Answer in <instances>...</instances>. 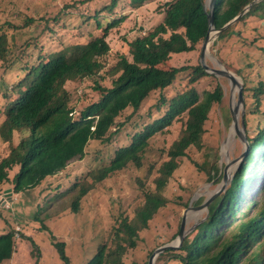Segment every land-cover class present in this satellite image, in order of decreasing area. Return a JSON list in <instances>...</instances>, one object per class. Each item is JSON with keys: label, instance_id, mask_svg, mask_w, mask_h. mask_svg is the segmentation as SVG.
Segmentation results:
<instances>
[{"label": "trees", "instance_id": "16d2710c", "mask_svg": "<svg viewBox=\"0 0 264 264\" xmlns=\"http://www.w3.org/2000/svg\"><path fill=\"white\" fill-rule=\"evenodd\" d=\"M121 1L124 5L120 6ZM156 1L69 0L54 15L26 18L22 26L12 22L0 26V66L11 73L19 67L16 77L1 94L0 141L5 144V154L0 150V188L6 186L18 195L39 187L71 162L83 160L91 141L112 143L120 127H125L133 115L137 116L139 121L131 124L133 133L129 144L116 150L108 164L91 171L80 181L83 184L73 186L76 194L72 210L77 212L81 200L109 177L130 166L141 169L151 140L156 135L169 134L177 126L172 143L160 150L163 162L153 180L154 187L144 191L132 219H119L107 241L86 264H125L127 251L137 247L139 233L170 203L165 192L182 160L190 159L193 149L203 153V162L194 163L205 175V181L218 184L222 179L219 148L202 143L213 107L224 105L221 83L213 91L198 92L202 79L214 77L202 67L200 56L196 61L188 58L182 66L170 65L172 59L202 51L209 29L206 0H160L157 4ZM255 1L217 0L213 14L215 29H222ZM153 3L156 4L154 18L146 28L139 24L135 29L138 12ZM119 7L129 12L103 26L101 19L116 14ZM71 8L84 10L80 15L81 25L74 27L76 31L94 22L100 36L80 35L73 41L59 33L67 27L66 17ZM128 20L135 22V27L123 38L126 50L110 65L108 37L113 29ZM263 22L264 0L252 5L217 38L218 42L232 39L230 44L235 43L240 51L252 49L257 53L245 65L233 66L222 56L228 45L222 52L217 50L219 60L243 82L246 108L243 124L248 153L224 194L208 205L206 219L196 224L180 249L163 252L155 264H264V181L255 194L249 195L251 186L264 173ZM33 27L40 28L39 34L24 39L21 31ZM236 29L238 32L233 38ZM130 33L132 36L127 39ZM54 42L59 43V48L46 52L45 47ZM254 73L259 78L256 84L252 82ZM181 76H186L188 82L173 93ZM107 79L109 84L105 85ZM83 82L93 83L97 98L77 114L68 84L79 86ZM155 93L158 100L143 114V106ZM250 101L254 103L252 112ZM130 110L132 114L111 133L117 120ZM253 115L259 116L261 122L250 133L249 118ZM178 201L181 206H188L181 198ZM17 236L13 229L0 234V264L12 258ZM52 244L60 261L72 264L65 242ZM36 264H40L38 259Z\"/></svg>", "mask_w": 264, "mask_h": 264}, {"label": "rangeland", "instance_id": "374dc122", "mask_svg": "<svg viewBox=\"0 0 264 264\" xmlns=\"http://www.w3.org/2000/svg\"><path fill=\"white\" fill-rule=\"evenodd\" d=\"M67 1L69 0H0V26L7 22L22 26L26 18L39 19L43 15H54ZM159 1L157 0L155 3L157 4ZM155 3L147 5L142 11L138 12L137 20L135 21L137 22V28L135 29H138L139 24L145 28L148 26V22L155 15L153 12ZM122 4L124 5L123 1H121L120 6ZM92 10H89V12ZM83 11L82 9H69V15L66 17L67 27L61 29L59 33L73 41L79 38L80 35L90 34L92 38L100 36V31L96 28L94 22L81 27L79 31L74 29V27L81 25L82 19L80 15ZM127 12H129V9L120 10L119 7L116 14L101 19L103 26H106L107 23L114 19H119ZM135 22L128 20L111 31L108 37L111 47V55L108 58L110 65H114L119 59L117 57L119 53L125 52L123 38L131 28L135 27ZM262 24L264 26V22ZM40 31L39 27H33L21 31V35L26 39L36 36ZM237 32V29L234 30L233 38ZM131 36L132 34L130 33L127 39H130ZM231 41L232 39L220 42L217 40L211 41L206 51L205 63L209 62L212 65L209 67L219 69V65H221L228 69L218 58V51H221L227 45L225 47L227 50L223 51L222 56L225 62L233 66L245 65L249 59L257 55L252 49L240 51L235 43L230 44ZM215 42H218L217 45L212 47ZM58 46L59 43L57 42L50 43L45 47V51L52 52L58 49ZM199 56H201V51L197 50L188 57L182 56L177 58L178 60L172 59L170 65L182 66L188 58L196 61ZM18 68L11 73L10 70L5 72L0 66V105L3 102L1 94L6 85H10L16 77ZM231 72L235 74L233 71ZM213 76L202 79L197 86V90L200 94H203L205 91H213L216 84L221 83L224 91V105H215L213 107L202 139L204 146L219 148L218 161L223 170L221 172L222 179L218 184L205 181V175L200 172L194 163V161L203 162V153L193 149L190 159L186 157L182 160L180 168L174 173L173 179L165 192V197L170 200V203L155 215L146 230L139 233L140 240L137 247L134 250L127 251V255L124 258L125 264H148L151 252L153 253L162 246L174 243L173 241L178 236L183 218H185L187 235L198 222L205 220L208 215V207L199 211H191L190 208H197L208 199H212V203L220 198L248 153L249 145L246 146L238 138V134L232 127V115L230 114V119L226 109L227 107L231 113L233 98L236 100L237 90L235 89L236 92L233 93L230 81L226 78ZM261 77L264 79V71L261 73ZM253 78L252 82L256 84L259 81L256 73L253 74ZM187 82L188 78L181 76L173 90L170 89L167 92L172 90L174 93L177 89L185 87ZM92 84V82H83L79 86L77 84H68V89L72 90V106L77 114L91 100L97 98V94L92 90ZM104 84L108 85L109 79ZM157 100L158 93H155L143 106L142 113L144 114L146 110L150 109ZM253 106V102L249 103L251 112L254 110ZM130 113L132 114V110L117 120V126L112 129L111 133L119 128L120 123L124 122ZM245 113L244 101L243 106L239 108L238 114V125L239 130L243 132L242 137L246 136V128L243 124ZM134 116H132L125 127H120L118 132L113 135L112 143L91 141L86 149V157L83 160L71 162L64 171L55 177L46 179L39 187L21 192L18 195L14 194L12 189L6 186L4 189L0 188V234L13 229L21 236H17L16 250L12 258L2 264H36L37 259L40 264H63L52 244L56 241L65 242L66 252L72 264H86L94 256L99 246L107 241L113 228L118 225L119 219L122 217L132 219L134 217L137 203L143 198L144 191L154 187L153 180L157 176V171L163 162V155L160 150L167 149L172 143L177 135V126L170 129L169 134L156 135L151 140L141 169L130 166L124 171L115 173L96 186L92 192L81 200L77 212L72 210V203L76 194L73 186L82 181L83 178H86L91 171L108 164L116 150L129 144L130 136L133 133L131 124L139 121L138 117ZM260 122L261 118L259 116L253 115L249 118L250 133L257 128ZM243 126L245 130H243ZM232 130L234 131V137L229 148L225 150L224 144ZM15 141L18 142L19 140L16 138ZM0 150L1 152L3 151L2 154H5V144L1 141ZM230 161H235V164L229 168L230 178L224 186L222 183L223 172L226 163ZM262 170L260 174L264 172ZM12 175L13 172L11 173ZM263 181L264 173L258 183L251 186L252 190H250L249 195L255 194L258 188L262 186ZM80 184H83V182L78 185ZM7 190H10V192ZM59 194H61L59 197H55ZM178 198H181L183 203H188V206H181ZM201 199H204L203 203L197 205ZM176 233L177 236L174 238ZM36 250H38L39 256H36Z\"/></svg>", "mask_w": 264, "mask_h": 264}, {"label": "water", "instance_id": "95a60500", "mask_svg": "<svg viewBox=\"0 0 264 264\" xmlns=\"http://www.w3.org/2000/svg\"><path fill=\"white\" fill-rule=\"evenodd\" d=\"M216 1L217 0H206V2H205V7L209 11V14H208L209 29H208L206 38L204 39L203 44H202L200 63L202 65V67L206 70V72H208L209 74H212V75H215L218 77H222V78H226L227 80H229L232 91L235 89L237 90L236 106H235V108L233 107V109H231V115H232V120H233L232 127L235 130V132L238 134V138L242 142H244L246 144V146H248L247 138H246V136L242 137L243 132H241L239 130V125H238L239 108H241L243 106V103H244L243 83H242L241 79L224 67H223V69L222 68L218 69V68H214V67H209L205 63L206 62V60H205L206 59V51L208 50L209 45H210L209 37H210L211 32H218V34H221L222 32H224L228 28L229 24L232 21L235 20L237 23L240 20V18L243 17L248 11L243 12V10H242L231 22L227 23L222 29L216 30L215 25H214V15H213ZM260 1H262V0H258V2H260ZM243 130H245L244 126H243ZM234 164H235V161H230V162L226 163V165H225L224 172H223V182H222L224 184V186H225V184H227V182L230 178V174H229L228 170ZM7 191L10 192V190H7ZM211 200L212 199H208L201 206L194 208V209L190 208V210L191 211L203 210L204 208L208 207V205L211 203ZM186 236H187V233L185 231V218H183L178 236L176 237V240L173 241L174 243L169 244V245H165V246H162L161 248L156 249L153 252V254L150 256L148 264H155V261L159 257V255L165 251L180 249L182 246L183 240L185 239Z\"/></svg>", "mask_w": 264, "mask_h": 264}, {"label": "bare ground", "instance_id": "6f19581e", "mask_svg": "<svg viewBox=\"0 0 264 264\" xmlns=\"http://www.w3.org/2000/svg\"><path fill=\"white\" fill-rule=\"evenodd\" d=\"M257 2H258V0H256L253 4L249 5V6H248L243 12L248 11V10L251 8V6L254 5V4H256ZM235 23H236L235 20L232 21V22L229 24L228 27L234 25ZM219 35H220V34H218V32H211L210 37H209V43H211V41H213V40H217V38L219 37ZM220 68L223 69V67H221V66L219 65V69H220ZM235 92H236V90H235V91L233 90V93H235ZM232 98H233V97H232ZM235 106H236V100L233 98V107L235 108ZM233 137H234V131L232 130V131H231V134H230V136H229V138H228L227 141H226V143L224 142V143H225V144H224V149H225V150H227V149L229 148L230 143H231Z\"/></svg>", "mask_w": 264, "mask_h": 264}]
</instances>
